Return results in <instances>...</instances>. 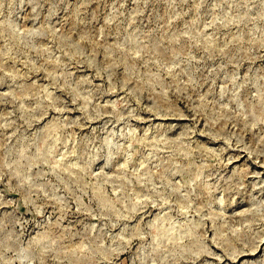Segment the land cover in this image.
<instances>
[{
	"label": "rangeland",
	"instance_id": "374dc122",
	"mask_svg": "<svg viewBox=\"0 0 264 264\" xmlns=\"http://www.w3.org/2000/svg\"><path fill=\"white\" fill-rule=\"evenodd\" d=\"M0 264H264V0H0Z\"/></svg>",
	"mask_w": 264,
	"mask_h": 264
}]
</instances>
